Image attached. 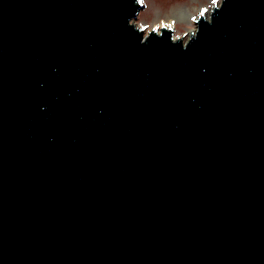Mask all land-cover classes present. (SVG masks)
<instances>
[{"label": "water", "instance_id": "obj_1", "mask_svg": "<svg viewBox=\"0 0 264 264\" xmlns=\"http://www.w3.org/2000/svg\"><path fill=\"white\" fill-rule=\"evenodd\" d=\"M144 8L0 0V264H264V0Z\"/></svg>", "mask_w": 264, "mask_h": 264}, {"label": "rangeland", "instance_id": "obj_2", "mask_svg": "<svg viewBox=\"0 0 264 264\" xmlns=\"http://www.w3.org/2000/svg\"><path fill=\"white\" fill-rule=\"evenodd\" d=\"M145 8L138 19L133 21L139 28H146V33L151 30L160 31L165 26L172 28L175 38L185 37L188 40L195 33L198 18L202 9L207 17L216 4L222 0H140Z\"/></svg>", "mask_w": 264, "mask_h": 264}, {"label": "bare ground", "instance_id": "obj_3", "mask_svg": "<svg viewBox=\"0 0 264 264\" xmlns=\"http://www.w3.org/2000/svg\"><path fill=\"white\" fill-rule=\"evenodd\" d=\"M199 15H203V16H205V17L207 16L206 11H205L204 9L201 10V12H200Z\"/></svg>", "mask_w": 264, "mask_h": 264}]
</instances>
